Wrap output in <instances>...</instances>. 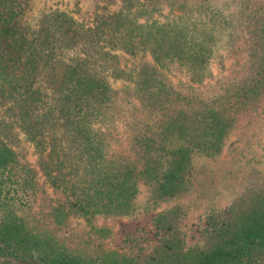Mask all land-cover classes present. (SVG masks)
Instances as JSON below:
<instances>
[{"label":"trees","instance_id":"trees-1","mask_svg":"<svg viewBox=\"0 0 264 264\" xmlns=\"http://www.w3.org/2000/svg\"><path fill=\"white\" fill-rule=\"evenodd\" d=\"M214 2L97 0L89 24L53 10L33 25L32 0H0V264H264L259 171L208 214L198 242L173 202L214 187L194 154H221L234 128L264 118V0L239 1L246 58L203 88L232 37ZM165 9L178 13L162 20ZM162 204L153 239L129 234L118 249L104 242L111 227L95 223Z\"/></svg>","mask_w":264,"mask_h":264},{"label":"rangeland","instance_id":"rangeland-1","mask_svg":"<svg viewBox=\"0 0 264 264\" xmlns=\"http://www.w3.org/2000/svg\"><path fill=\"white\" fill-rule=\"evenodd\" d=\"M241 0H215L213 6L218 8L223 16L231 21L233 27L232 37L229 45L223 44L219 47L211 61L210 68L212 75L202 85L203 88L214 84L221 76L225 75L231 64L234 62L242 63L247 54V39L243 33L239 22L234 16L235 11ZM248 2L249 0H244ZM97 0H32V7L27 13L29 23L36 25L40 17L53 10L67 11L78 21L86 24L91 23L96 11ZM119 5L107 8L106 11L116 10ZM102 12V9H97ZM177 11L170 12L168 9L163 11L162 20L171 18ZM175 80L178 79L174 76ZM115 82V81H114ZM115 133L125 146L126 135L123 132L121 123L114 128ZM22 137V136H21ZM22 146L26 148L23 161L29 163L31 167L38 171V155L34 148L22 138ZM120 143H114V149L119 148ZM193 165L199 172L213 176L214 187L207 191L205 188L202 193L189 192L178 197L173 202H181L186 206V214L183 218V228L189 243L200 240V230L205 223L208 214L213 210L222 209L229 205L233 199L248 184L249 172L255 169L264 175V118L260 123L250 125L246 122L239 124L228 135L223 151L219 155L206 156L204 154L193 155ZM39 173V172H38ZM49 195L54 194L51 188H47ZM147 190L140 184L139 198L143 202L147 198ZM162 204L154 210L141 212L132 216L113 218L98 217L95 219L97 225H108L111 233L105 238L104 242L108 247L121 248L125 236L129 234L143 236L144 231L148 238L153 239V230L150 226L152 216L168 206ZM81 227V225H78Z\"/></svg>","mask_w":264,"mask_h":264}]
</instances>
